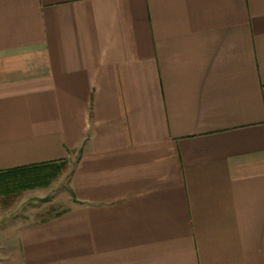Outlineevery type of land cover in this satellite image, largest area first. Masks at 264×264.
I'll use <instances>...</instances> for the list:
<instances>
[{
	"label": "crops",
	"instance_id": "1",
	"mask_svg": "<svg viewBox=\"0 0 264 264\" xmlns=\"http://www.w3.org/2000/svg\"><path fill=\"white\" fill-rule=\"evenodd\" d=\"M66 162L14 264H264V0H0V172Z\"/></svg>",
	"mask_w": 264,
	"mask_h": 264
},
{
	"label": "rangeland",
	"instance_id": "2",
	"mask_svg": "<svg viewBox=\"0 0 264 264\" xmlns=\"http://www.w3.org/2000/svg\"><path fill=\"white\" fill-rule=\"evenodd\" d=\"M57 166L56 171L39 172L45 175V184L18 189L12 197L1 191L3 183L0 181V264L18 261L16 241L20 229L61 211L70 203L71 164Z\"/></svg>",
	"mask_w": 264,
	"mask_h": 264
},
{
	"label": "trees",
	"instance_id": "3",
	"mask_svg": "<svg viewBox=\"0 0 264 264\" xmlns=\"http://www.w3.org/2000/svg\"><path fill=\"white\" fill-rule=\"evenodd\" d=\"M61 167V166H60ZM59 169L57 165L34 166L26 168H16L0 172V181L3 183L1 191L12 197L15 196L16 190L26 186H35L44 183V174L39 172L56 171ZM44 180V181H43ZM10 183V186L8 184Z\"/></svg>",
	"mask_w": 264,
	"mask_h": 264
}]
</instances>
